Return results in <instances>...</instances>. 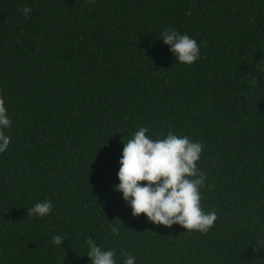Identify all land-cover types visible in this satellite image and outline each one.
I'll return each mask as SVG.
<instances>
[{"label":"trees","instance_id":"obj_1","mask_svg":"<svg viewBox=\"0 0 264 264\" xmlns=\"http://www.w3.org/2000/svg\"><path fill=\"white\" fill-rule=\"evenodd\" d=\"M168 28L198 61L176 62ZM0 99V264H90L89 237L117 264L121 249L136 264H264V0H0ZM140 127L203 144L206 234L134 217L113 190ZM45 200L49 215H28Z\"/></svg>","mask_w":264,"mask_h":264},{"label":"clouds","instance_id":"obj_2","mask_svg":"<svg viewBox=\"0 0 264 264\" xmlns=\"http://www.w3.org/2000/svg\"><path fill=\"white\" fill-rule=\"evenodd\" d=\"M27 18L32 9H20ZM169 46L176 62L192 65L200 59L197 41L187 34L171 28L160 34V39ZM11 127L7 108L0 99V154L9 150L11 138L6 130ZM149 129L140 127L133 138L124 143L120 168L117 173L119 183L113 190L122 194L124 202L130 206L132 215L142 214L154 225L171 228L179 225L186 232L206 234L214 227L217 214L214 210L205 212L201 205L200 189L206 186L207 176L198 168L204 146L187 136L169 131L163 139H152L146 135ZM49 200L36 203L28 215L46 217L52 212ZM113 236L118 237L117 227L111 228ZM65 237L56 235L53 244L63 245ZM90 264H117L115 249H104L90 237L87 240ZM123 264H136L131 252L120 250Z\"/></svg>","mask_w":264,"mask_h":264}]
</instances>
